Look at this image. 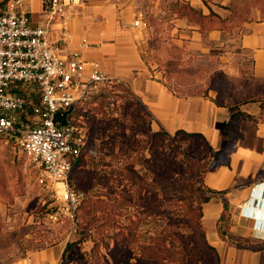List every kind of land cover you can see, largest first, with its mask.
Instances as JSON below:
<instances>
[{"label": "crops", "instance_id": "crops-1", "mask_svg": "<svg viewBox=\"0 0 264 264\" xmlns=\"http://www.w3.org/2000/svg\"><path fill=\"white\" fill-rule=\"evenodd\" d=\"M177 1L224 18L223 6L231 0H82L69 8L72 39L66 47L80 51L85 76L97 62L127 88L150 114L152 131L200 133L219 150L228 144L230 118L237 112L252 117L236 122L239 137L229 164L204 178L209 192L202 224L221 264H264V208L253 206V198L264 192V96L232 102L206 79L242 78L249 69L264 79V21L245 23L233 34L202 32L197 23L172 12ZM23 9L32 25L45 24L44 0H25ZM59 31L56 21L53 40ZM83 40L90 45L84 47ZM65 247L41 248L14 264H60Z\"/></svg>", "mask_w": 264, "mask_h": 264}, {"label": "trees", "instance_id": "trees-1", "mask_svg": "<svg viewBox=\"0 0 264 264\" xmlns=\"http://www.w3.org/2000/svg\"><path fill=\"white\" fill-rule=\"evenodd\" d=\"M236 1L232 0L226 8L229 14L224 18L213 11L206 15L202 10L195 9L189 4L179 1L174 2L171 10L177 17H185L197 23L202 32L221 30L226 34H233L236 30L240 31L242 25L251 22L250 19H245L241 14H237L234 7ZM7 2L8 0L0 2V8L5 6ZM111 88L104 91L100 96L90 99L96 98L109 102L112 98L111 93L114 92L121 95L120 99L129 103L130 106L124 107L127 109L121 113L120 118H117L116 125L113 126L115 131H109L113 134L119 132L120 136L116 135L119 139H115V142L118 143L117 146L110 142H102L104 152L110 155L117 151L118 155L127 158V163L120 161L119 167L115 166L113 168L116 170L112 171V176L109 174L98 178L93 176L90 179L92 189L89 188V192L94 187H100L106 190V194L98 196L95 201L88 199L87 202L86 197L82 198L79 211L83 203H87L86 215H99L95 219H100L102 228L111 222L110 215L113 208L116 212V209L120 210L127 207L134 211L135 216L133 215L130 224L126 226L121 224L116 227L117 231L111 237L113 243L109 242L103 245V240L95 239V231L91 228L88 229L94 246L91 252L82 253L78 256L75 249L81 248L86 236L80 222V238L68 242L60 264H221L217 250L206 239L202 224V205L207 201L208 196L206 193L209 192L204 185V178L210 171L221 165L229 164L235 142L239 137L236 132V122L240 117H252L243 112L235 113L230 118L227 126V146L214 150L204 135L200 133L183 130H179L175 134L152 131L149 124L151 121L150 114L129 90L120 87L118 84ZM18 91L20 93L24 92L26 95L24 89L21 88ZM27 98L30 101L29 110L33 104L39 103V98L34 92ZM262 99L264 103V98ZM68 113L63 112L60 116L63 122L66 121ZM89 117L86 113L79 116L77 105L70 116V120L77 127L84 129L86 133V146L81 155L74 159L69 178L70 184L76 188L77 186L73 182L75 170L84 169L90 163L89 169L96 175L99 172V165L105 166L104 161L102 163L100 159L97 160L96 167L93 166V162L97 158L90 154V151H92L91 144H93L91 139L97 130L95 124L100 121L97 122L93 118L87 123ZM142 124L144 130H140ZM128 130L130 131L129 135L126 134ZM109 133L106 135L107 139ZM128 138L134 141L136 145H129ZM185 141H188L186 147ZM137 142L143 144L141 150L137 149ZM141 151H148L149 156L145 154L143 160L136 158ZM87 156L90 158V162L87 160ZM107 173L109 172L107 171ZM188 178L198 179L199 188L197 189L204 194L200 208V224L192 233L185 231L187 224L184 221L187 214L195 211L188 205ZM77 189L79 190V188ZM127 193L129 195H126ZM106 199L112 203L111 209L108 208ZM52 210L53 207L49 208L47 213L49 214ZM181 212L184 214V218L181 217ZM120 215L122 214L120 213ZM153 219H160L162 222L160 231L158 233L156 231V234L152 233L145 238L146 241L141 242V236L137 233L139 222L153 221ZM187 228L190 229V226ZM98 229L100 230V227ZM81 230L84 234L80 233ZM195 232L198 234L197 238ZM193 236L195 239H193ZM100 246L105 249V254L100 252ZM205 254H210L213 261H209Z\"/></svg>", "mask_w": 264, "mask_h": 264}, {"label": "built area", "instance_id": "built-area-1", "mask_svg": "<svg viewBox=\"0 0 264 264\" xmlns=\"http://www.w3.org/2000/svg\"><path fill=\"white\" fill-rule=\"evenodd\" d=\"M24 1L8 0L0 9V138L14 143L33 166L37 186L53 202L48 218L54 223L67 220L75 227L83 193L69 178L74 159L86 146V133L70 116L77 104L118 82L97 62L85 76L80 51L66 47L72 39L69 8L82 0H44L47 20L40 26L32 25ZM56 21L60 31L53 40ZM82 45L90 44L83 40ZM21 88L26 95L18 91ZM32 92L39 103L29 110L27 96ZM63 112H69L65 122L60 119Z\"/></svg>", "mask_w": 264, "mask_h": 264}, {"label": "rangeland", "instance_id": "rangeland-1", "mask_svg": "<svg viewBox=\"0 0 264 264\" xmlns=\"http://www.w3.org/2000/svg\"><path fill=\"white\" fill-rule=\"evenodd\" d=\"M231 2L232 0L227 6L223 7L226 9ZM151 7V4L148 3L146 6L148 12H150ZM234 7L237 14H241L245 19H250L251 22L264 21V0H237ZM149 16L150 13H148L147 17L150 20ZM156 64L158 63L156 62ZM159 68H161V66H159ZM235 76L226 77L220 74L219 76L213 75L211 77H206V79H212L214 84L216 83L217 91H223L225 94H229L227 95L229 97L228 99L232 102L242 99L257 100L264 96V79L255 78L252 69H249L245 75H240L242 78H236ZM111 94L112 98L109 102L94 98L77 104L79 116L85 113L88 117L90 116L87 123L93 118H95L97 122L100 121L95 124L97 130L91 139V143L93 144H91L92 151H90V154L97 158L96 161L93 162L94 167H96L95 164L99 159L102 160V163L103 161L105 163V166L102 164L99 165V172L96 175L93 171H90V163H88L84 169L75 170L76 172L74 171L73 182L83 193V198L86 197L87 202L88 199L95 201L98 199V196L106 194V190L100 187H94L93 190L89 192L90 189H92L90 179L93 176L97 178L99 176H105L106 174L112 176V171L116 170L113 168L115 166L119 167L120 161H122V163H127V158L118 155L117 151L109 155L107 152H104V146H102L103 141L116 144L117 146L118 143L115 142V139H119L116 136H120L119 132L113 134L109 133V131H115L113 126L115 127L117 118H120L121 113L127 109L124 107L130 106L125 100L119 98L121 95L114 92ZM140 130H144L143 124ZM108 133L110 135L107 139L106 135ZM129 133L130 131L128 130L126 134L129 135ZM127 141L129 145H136L130 138H128ZM184 143L186 147L188 141ZM141 147H143V144L138 143L137 149L141 150ZM145 154L149 156L148 151H141L140 155L136 158L143 160ZM87 160L89 162L91 161L88 156ZM107 171L109 173H107ZM188 182V205L195 211L191 212V214H187L184 221L187 227L190 226V229L185 227V231H187V233H192L200 224V208L204 194L197 189L199 188L198 179L188 178ZM56 188L58 193H60L63 189L62 182H59ZM44 194L45 193L35 182V171L28 158L14 143L0 138V264H14L24 259L31 252L41 248L64 243L67 245L68 242L79 239L80 222L82 223L81 228H83L86 235L85 242L82 244L81 248L75 250L78 252V256L82 253H89L94 243L89 235L88 229L91 228L95 231V239L103 240L102 243L104 245L109 242L113 243L111 237L116 233L117 226L121 224L126 226L130 224V221L133 219L134 211L131 209L126 207L120 210L116 209L115 212L113 208L110 215L111 222L102 228L100 219H95L99 215H86L87 203H83L75 227L67 220H60L54 223L47 215V211L51 208V204L53 203L52 199L50 197L44 198ZM126 195L129 194L127 193ZM106 202L108 203V208L111 209L112 203L107 201V199ZM119 211L122 215H120ZM181 217L184 218L182 212ZM160 225H162L160 219L139 222L137 233L141 236L140 241H146L145 238L152 233L156 234V231L158 233L160 231ZM98 227H100V230H97ZM83 230H81L80 233L84 234ZM197 235L198 234L195 232L196 238ZM195 237L193 236V239H195ZM100 248V252L105 254V249L101 246ZM205 256L209 261H213V257L210 256V254H205Z\"/></svg>", "mask_w": 264, "mask_h": 264}, {"label": "water", "instance_id": "water-1", "mask_svg": "<svg viewBox=\"0 0 264 264\" xmlns=\"http://www.w3.org/2000/svg\"><path fill=\"white\" fill-rule=\"evenodd\" d=\"M255 208H264V192L253 198V206Z\"/></svg>", "mask_w": 264, "mask_h": 264}, {"label": "bare ground", "instance_id": "bare-ground-1", "mask_svg": "<svg viewBox=\"0 0 264 264\" xmlns=\"http://www.w3.org/2000/svg\"><path fill=\"white\" fill-rule=\"evenodd\" d=\"M245 233H248V232L245 230Z\"/></svg>", "mask_w": 264, "mask_h": 264}]
</instances>
